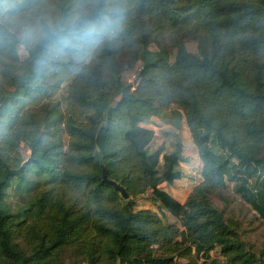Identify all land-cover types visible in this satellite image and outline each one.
<instances>
[{"label": "trees", "instance_id": "16d2710c", "mask_svg": "<svg viewBox=\"0 0 264 264\" xmlns=\"http://www.w3.org/2000/svg\"><path fill=\"white\" fill-rule=\"evenodd\" d=\"M39 1L0 0V264H65L60 254L87 223L101 240L86 264H181L214 249L222 264H264V249L249 247L241 222L212 201L236 181L234 194L264 220V0H54L36 37L10 25ZM69 32L87 35L65 47ZM153 38L164 44L157 51L148 48ZM119 59L129 70L141 61L133 89ZM166 110L173 127L184 119L202 165L183 203L159 187L181 177L182 148L150 151L154 130L144 125ZM103 167L128 199L102 181ZM58 187L88 199L90 214L60 209L48 244H33L29 222ZM147 190L181 228L134 209Z\"/></svg>", "mask_w": 264, "mask_h": 264}, {"label": "rangeland", "instance_id": "374dc122", "mask_svg": "<svg viewBox=\"0 0 264 264\" xmlns=\"http://www.w3.org/2000/svg\"><path fill=\"white\" fill-rule=\"evenodd\" d=\"M53 2L54 0H40L38 3L22 11L21 14H17L10 18V25L12 26L14 24L19 31L22 32L26 30V32L28 31L33 37H36L38 17L41 14L48 19L52 18L53 16L49 12L54 8ZM158 42L157 38L151 39L148 48L152 51H157L159 49V44L164 45L162 42ZM185 47L189 52L199 55L198 41L196 39L187 38L185 40ZM18 53L20 59L26 57L27 51L23 44L19 45ZM168 54L169 61L173 62L175 58V49L168 50ZM93 57L94 56L90 57V59ZM125 65L126 60L119 59L117 70L119 71L121 80L128 84L134 80V76L140 69L141 61L137 60L132 70L126 69ZM68 84L69 82L63 83V86L55 95V100H60L61 102L65 101L64 97L67 94ZM169 121L170 112L166 110L162 116L151 117V119L144 125L154 130V138L149 147L150 151H153L160 146H164L165 152L173 151L176 145H179L182 148L180 162L178 164V169L181 171V177L174 181V184L163 182L159 184V187L184 198L188 193H191L193 188L202 180L200 174L202 165L184 119L181 120L177 128L173 127ZM19 152L22 159H26L30 154L29 148L24 143L20 144ZM162 163L163 161L160 159L159 169L162 168ZM250 181L252 182V179H250ZM235 183L236 181L233 180L226 181L225 189L214 193L212 195V201L216 206L225 210V216L227 219L233 216L239 223L241 222L240 226H238V230L249 247L255 251L264 249V220L254 217V213L250 206L241 200L238 195L234 194L233 187ZM8 201L11 203V207H15L16 195L12 189L9 190ZM90 207L88 199L77 193H73L64 187L56 188L49 195L47 206L45 208L46 210L43 211L42 218L29 222L31 241L33 244L42 243V246L48 244L49 235L52 234L54 228L59 223L60 209L67 210V214H70V217L74 218L82 213L89 215ZM141 208L153 210L158 213L163 221L175 224L181 228L180 221L177 218L160 208L158 203L153 202L150 190H147L136 197V205L134 206V209ZM100 240L99 237L89 231L87 223L85 228L82 227L80 237L68 245L69 251L67 254L62 253L60 256L65 258V264H86L85 252L87 248L91 244L99 242ZM33 244H31L32 247H34ZM210 253L214 258L223 261L222 257L218 254L217 249L211 250ZM190 259L191 260L180 259V262L181 264H204L208 262V260H206L207 262L202 263L200 261L197 262L193 257Z\"/></svg>", "mask_w": 264, "mask_h": 264}, {"label": "crops", "instance_id": "0c3cea01", "mask_svg": "<svg viewBox=\"0 0 264 264\" xmlns=\"http://www.w3.org/2000/svg\"><path fill=\"white\" fill-rule=\"evenodd\" d=\"M146 126V125H145ZM147 127V126H146ZM178 180V179H177ZM176 181V180H175ZM174 184V183H173ZM166 192H168L171 196H173L175 199H177L178 201H180V202H184L186 199H187V197L189 196V194L190 193H188L184 198H182V196H178L177 194H175V193H173V192H170V191H166ZM180 195H182V194H180ZM209 254V258H208V255H206V256H198V257H196V261L197 262H207L206 260H208V262L207 263H204V264H210L211 263V261H212V259H213V262H214V264H222V261H220V260H218V259H216V258H214L213 256H212V254L209 252L208 253ZM216 262V263H215Z\"/></svg>", "mask_w": 264, "mask_h": 264}, {"label": "water", "instance_id": "95a60500", "mask_svg": "<svg viewBox=\"0 0 264 264\" xmlns=\"http://www.w3.org/2000/svg\"><path fill=\"white\" fill-rule=\"evenodd\" d=\"M101 177H102V181L106 182L108 184H111L114 187V189L120 193V195L123 199H128L129 195H128L126 189L121 184H119L118 182H116L112 179H109L107 177L106 169L104 167L102 168Z\"/></svg>", "mask_w": 264, "mask_h": 264}, {"label": "clouds", "instance_id": "9594fccd", "mask_svg": "<svg viewBox=\"0 0 264 264\" xmlns=\"http://www.w3.org/2000/svg\"><path fill=\"white\" fill-rule=\"evenodd\" d=\"M86 35V32L83 35H78L76 33L69 32L66 36L61 38V43H63L65 47H69L72 46L74 41H78Z\"/></svg>", "mask_w": 264, "mask_h": 264}, {"label": "built area", "instance_id": "2783aa9c", "mask_svg": "<svg viewBox=\"0 0 264 264\" xmlns=\"http://www.w3.org/2000/svg\"><path fill=\"white\" fill-rule=\"evenodd\" d=\"M135 78H136V75L134 76V80H132V82L128 83V84H132V87H131V89H133V88H134Z\"/></svg>", "mask_w": 264, "mask_h": 264}]
</instances>
